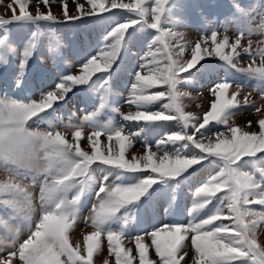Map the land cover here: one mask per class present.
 <instances>
[{"label": "snow or ice", "instance_id": "1", "mask_svg": "<svg viewBox=\"0 0 264 264\" xmlns=\"http://www.w3.org/2000/svg\"><path fill=\"white\" fill-rule=\"evenodd\" d=\"M42 2L45 8L50 7L49 0ZM71 2L75 11H70L64 0H57L61 15L51 10L41 11L37 0L32 14L27 10L26 0H16L19 14L13 12L10 19L0 18V29H4L0 35V69H3L0 71V172L7 177L0 180V206L8 212L9 220L14 221L0 219L3 229L0 244L11 249L6 257L0 256V264H13L17 256L19 264H92L93 255L100 251L105 237L115 264H133L137 257L139 264H181V261L188 264L186 257L190 253L184 251L186 240L190 241L191 264H264V243L256 238V226L264 222V212H256L252 207L257 204L264 208V114H261L264 47L253 50L251 42L247 47L241 44L245 32L264 33V4L251 11L235 5L236 17L241 21L237 26L240 35L235 41L227 36L217 40V31L212 29L211 48L207 46L208 37H202L191 47L190 59L173 58L165 43V59L157 60L156 53L149 50L139 57L145 62L128 68L125 61L137 56L133 50L139 49L146 30L157 33H147L151 36L150 48L165 37L179 41V33L165 28L169 23L165 17L170 0L150 3L134 0L132 4L121 0H87L90 6L87 8L76 0ZM119 10L130 14L126 22L113 19L122 14ZM14 22L31 25L34 30L23 41L18 62L11 65L14 71L9 72L10 57L16 49L8 42L7 26ZM42 22L71 25V43L66 44L53 34L49 47L51 52L61 55L65 47H70L72 65L66 68L54 60L51 68L37 69L34 61L41 68L47 63L38 55ZM101 25L110 26V30L93 40L92 31ZM178 47L176 57L182 56L189 45L180 43ZM241 50L253 60L247 67H237ZM93 51L95 54H91ZM257 56L259 66H255ZM206 57L218 58L254 81L253 88L260 93V106L248 96L241 105L238 91L229 92L230 83L223 80L210 89L213 99L202 121L186 112L180 103L185 94L178 86L194 85L201 77L211 78L216 68ZM73 67L79 69L76 74L69 71ZM128 72L132 76L126 103L137 110L123 115V120L144 122L149 129L171 120L179 125L178 131L155 140V151L149 141H144L143 153L129 158L125 153L132 137L141 133L126 135L123 124L118 127L101 124L94 119L96 112L68 125L76 129L72 132V142L54 131L57 125L50 117L67 107L70 93L87 96L102 81L99 111L110 106V82ZM157 87L164 90H154ZM156 103L160 109L151 110ZM249 105L261 114L258 120L247 122L249 128L255 124L258 130L229 124L236 109ZM211 122L224 126V131L216 132L214 138L205 135ZM41 124L46 128L41 129ZM85 127L93 129L87 136L91 151L80 146L81 130ZM102 134L109 144L101 143ZM94 170L103 172L104 178L97 182ZM41 175L39 214L34 215L36 209L25 181L35 183ZM197 184L191 193L187 223L177 222L180 214L173 203L179 187ZM93 191L90 221L94 230L84 236L83 248L79 242L73 246L69 233L78 220L82 197ZM213 205L210 214L203 211L212 209ZM201 215L206 218L201 219ZM162 216L173 222L156 227ZM249 217L257 219L249 220ZM88 219L85 218L86 223ZM114 225H118L117 230ZM148 225L151 231H147ZM132 228L143 233L135 237V255L122 243ZM25 233L26 238L21 240ZM148 237L150 245L143 242ZM149 247L154 248L158 260L149 258Z\"/></svg>", "mask_w": 264, "mask_h": 264}, {"label": "rangeland", "instance_id": "2", "mask_svg": "<svg viewBox=\"0 0 264 264\" xmlns=\"http://www.w3.org/2000/svg\"><path fill=\"white\" fill-rule=\"evenodd\" d=\"M64 2L68 3L70 11H75L74 4L71 2V0H64ZM76 2L84 4L86 8L90 7L87 4V0H76ZM121 2L132 4L134 0H121ZM150 2L151 0H149V3ZM26 3L28 5L27 10L32 12V14H35L37 0H26ZM261 4H264V0H170L169 12L165 17L167 20H169V23L165 25V28L179 33V41L176 38L165 37L163 42H156L155 46L150 48L148 42L151 41V36H149L147 33L151 32L152 35H156L157 33L155 30H146V38L141 43L139 49L133 50L137 52V56L135 58L129 57L125 61V63L128 68H134L138 64L145 62L139 59V57L149 50L156 53L155 58L157 60H163L166 58L165 43L168 45L173 58L190 59L191 47L194 46L197 40H201L202 37H208L207 46L211 48L212 41L210 33L212 29H215L217 31V40L223 39L225 36H227L230 41H235L237 36L240 35V32L237 30V26L241 22L239 18L236 17V13L238 10L235 8V5H239L241 6V8L251 11L253 8H259ZM9 5H12V7L10 8ZM49 5V8H45L42 0H40L41 11L51 10L53 14L62 15V10L59 13L57 11V0H49ZM119 11L122 14L114 17L113 19L121 23L126 22V18L130 14L127 13L126 10ZM13 12H15V14L17 15L19 14V5L16 3V0H0V18L10 19L13 15ZM133 18L136 17L133 15ZM256 23H259L258 19L256 20ZM111 26H114V24H112ZM253 27H255V25H253ZM7 29L8 42L13 48L16 49L15 55H12L10 57V66L7 68V71L11 72L14 71V67H12L11 65L18 62L19 53L22 51L23 41L30 34V31L34 30V28L31 25H23L20 22H14L13 24L8 25ZM108 30H110V26H98L92 31L91 36L93 37V40H96L99 38L100 33H103L104 31L107 32ZM39 32L40 36L38 38V55L45 61H47V63H45V65L41 68L38 61H34L33 63H35L38 70L51 68L54 60H58L60 63L64 64L66 68L74 63L70 47H65L63 49L62 55L59 52H51L49 47L50 37L53 34L61 37L62 42L70 44L73 38L71 25L65 27V25H51L42 22L39 26ZM3 34L4 29H0V35ZM262 41H264V33L254 31L253 34L249 35L248 32H245L241 39V44L247 47L249 45V42H251V47L253 50H255L258 47H264V43H261ZM180 43H187L189 47L186 49L185 53L182 56L176 57L175 53L179 52L178 45ZM203 46L204 42L202 41V47ZM98 47L99 45H97V49ZM91 54H95V51H93ZM206 59L211 60L216 68V71L211 76V78L201 77L199 82L194 85L181 84L178 86V90L181 93L185 94L181 97L180 103L182 104L186 112H190L194 115L199 116L202 121L203 113L209 109L210 101L211 99H213L210 89L216 82H220L223 80H227L230 83V88L228 90L229 92L238 91V100L240 101L241 105H243L245 96H248L251 101L256 102L257 107L260 106V93L254 90V81L250 80L246 76V74L235 71L224 62L219 61L218 58L206 57ZM251 63H253L252 58L247 54H244L241 50V55L237 60V67H247ZM259 64L260 57L257 56L255 58V66H259ZM78 70V67L69 69L72 74H76ZM0 71H3V69H0ZM131 76L132 73L128 72L122 74L119 79H114L110 82V106L104 109H99V111H97V109L99 107V96L102 92V81L97 82L94 92L87 96L80 93H77L75 96H73L70 93L67 107L58 109L57 112L52 117H50L57 125L54 131L61 132L62 134H64L65 138L69 140V142H72V132L76 129L69 127L68 125L77 123L79 118L86 115L87 112H96L94 119L101 124L111 123L116 127L123 124L125 125L126 135L141 133V135L132 137L131 144L129 145L125 153L129 158H131L132 154L141 155L143 153L144 141H149L152 145V150L155 151V140L161 138L162 136L170 134L171 132L178 131L179 125L176 121L171 120L163 122V124L159 127L149 129L145 128L144 122H132L123 120V115L129 113L130 111L135 112L137 110L135 106L130 107L126 103L128 88H130L131 85ZM237 85H240L241 87L238 89ZM83 86L87 87V85H82L80 87ZM154 90L163 91L164 89L162 87H157ZM73 92H76L75 88L73 89ZM164 102H167V100H165ZM87 105L89 106V109ZM116 109H118V111H115ZM159 109V103L151 106V110L153 111H158ZM261 114H264V109H262ZM261 114H257L255 112V108L251 105L247 107H240L236 109L234 115L229 118V124H233L234 126H238L246 130H258V127L255 124H253L251 128H249L247 122L258 120ZM33 127H37V125L34 124ZM39 127L41 129H44L46 128V125L41 124L39 125ZM157 130H163L164 132L162 133V135L157 136ZM81 131L82 136L80 139V146L83 150L91 151V146L87 144V136L91 134L93 129L85 127ZM218 131H224V126L218 125L215 122H211L208 126H206L205 135L213 136L214 138V134ZM100 139L102 144H109L105 135L102 134ZM111 143L115 147V141H112ZM158 155H162V153H158ZM93 176H95L96 181L98 182L99 180L104 178V173L100 172L99 170H94ZM6 178V175L3 172H0V180ZM111 179L112 177H109V180ZM42 182V175L38 177L35 183L30 180L25 181L27 190L32 196L33 206L36 209L34 215L39 214L40 184ZM182 188H184V191H180L178 189L177 199H182V206L184 207V212H186L187 214V209L191 207V193L194 192V188L190 191L183 185ZM94 200V191L87 194L85 197H82L78 220L74 222V226L69 233V242L73 246H75L76 243L79 242L81 248H83L84 236L94 230L91 226L90 221L91 206ZM166 206L167 205H165V207ZM182 206L180 205V201L178 204L173 205V207L179 213L181 212ZM214 207L215 205H213L212 209L206 210L205 213L209 211L208 214H210L211 211L214 210ZM252 207L256 212H264V208L257 204L252 205ZM86 217L89 218L87 223L85 222ZM203 218H206V216H204ZM0 219L9 221V223H14V221L9 220V214L8 212L3 210V206H0ZM187 219L188 215H186V217L183 216L182 218L178 216L176 218V221L187 223ZM248 219L254 220L257 219V217H249ZM171 222H173L171 219L162 216L160 218V221L155 226L160 227L164 223ZM113 228L114 230H117L118 225H114ZM151 230V225H148L147 231ZM2 233L3 229L2 227H0V234ZM142 234V232L137 231L135 228H132L128 231L127 236L122 241L125 248L132 249L133 255H135V237ZM23 238H26V233L21 236V240ZM256 238L259 243H264V222L257 224ZM143 242L150 245L151 238L148 237ZM185 244L187 245V247L184 249V251L190 253L189 257H186V260L188 261V264H191L190 241L186 240ZM0 248L4 249L3 252H0V256L4 257H6L7 251L11 250L10 248L5 247V245L3 244H0ZM148 256L150 259L158 260V257L155 256L154 248L149 247ZM105 260L108 261V264H115V258L108 253L106 237L102 242L100 251L98 253H94L92 264H104ZM13 264H19L18 256L13 258ZM133 264H139L138 257L134 260ZM181 264H185V262L181 261Z\"/></svg>", "mask_w": 264, "mask_h": 264}, {"label": "crops", "instance_id": "3", "mask_svg": "<svg viewBox=\"0 0 264 264\" xmlns=\"http://www.w3.org/2000/svg\"><path fill=\"white\" fill-rule=\"evenodd\" d=\"M153 131H155V130H153ZM163 132H164L163 130H157V131H156V134H158L157 136H160V135H162ZM164 135H165V134H164ZM179 190H180V191H184V188H182V186H180V187H179ZM189 191H190V190H189ZM191 197H192V196H191ZM191 200H192V198H191ZM179 201H180V205L182 206V205H183V203H182V199H177L176 202L173 203V205L178 204ZM206 210H210V209H205V210H203V211L205 212ZM184 211H185V210H184V207L182 206V207H181V212H180V213L178 212V213L180 214V217H181V218H182L183 216L186 217V215H187L186 212H184ZM208 213H209V211L207 212V214H208ZM204 216H206V215H201L200 218L202 219Z\"/></svg>", "mask_w": 264, "mask_h": 264}, {"label": "trees", "instance_id": "4", "mask_svg": "<svg viewBox=\"0 0 264 264\" xmlns=\"http://www.w3.org/2000/svg\"><path fill=\"white\" fill-rule=\"evenodd\" d=\"M246 170H247V169H246ZM205 178H206V177H205ZM205 178H204V179H205ZM202 181H203V179L200 180L201 183H202ZM197 185H198V184H197ZM197 185H194V186H192V187H189V186H186V185H184V186H185L187 189H192V188H194V187L197 186Z\"/></svg>", "mask_w": 264, "mask_h": 264}]
</instances>
